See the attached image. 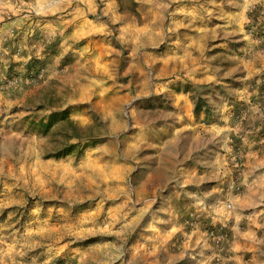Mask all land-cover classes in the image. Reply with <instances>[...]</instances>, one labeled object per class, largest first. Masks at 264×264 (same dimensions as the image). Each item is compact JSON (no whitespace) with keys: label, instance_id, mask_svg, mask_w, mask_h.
I'll list each match as a JSON object with an SVG mask.
<instances>
[{"label":"rangeland","instance_id":"374dc122","mask_svg":"<svg viewBox=\"0 0 264 264\" xmlns=\"http://www.w3.org/2000/svg\"><path fill=\"white\" fill-rule=\"evenodd\" d=\"M0 264H264V0H0Z\"/></svg>","mask_w":264,"mask_h":264},{"label":"trees","instance_id":"16d2710c","mask_svg":"<svg viewBox=\"0 0 264 264\" xmlns=\"http://www.w3.org/2000/svg\"><path fill=\"white\" fill-rule=\"evenodd\" d=\"M35 129L52 140L48 156L62 157L70 153L82 151L81 140L91 138V125L79 126L69 117L67 107L59 110H50L37 121L32 122ZM71 140H76L75 142ZM93 141L88 146H92Z\"/></svg>","mask_w":264,"mask_h":264}]
</instances>
